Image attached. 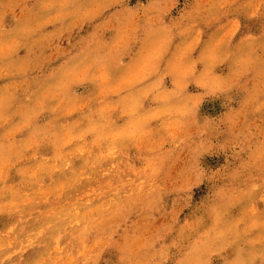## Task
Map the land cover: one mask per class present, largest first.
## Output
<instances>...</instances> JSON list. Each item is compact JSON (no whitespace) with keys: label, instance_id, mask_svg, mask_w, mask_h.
<instances>
[{"label":"clouds","instance_id":"9594fccd","mask_svg":"<svg viewBox=\"0 0 264 264\" xmlns=\"http://www.w3.org/2000/svg\"><path fill=\"white\" fill-rule=\"evenodd\" d=\"M0 264H264V0H0Z\"/></svg>","mask_w":264,"mask_h":264}]
</instances>
